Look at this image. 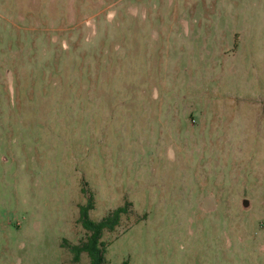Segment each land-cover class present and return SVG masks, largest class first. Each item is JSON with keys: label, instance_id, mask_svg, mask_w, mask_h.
Masks as SVG:
<instances>
[{"label": "rangeland", "instance_id": "1", "mask_svg": "<svg viewBox=\"0 0 264 264\" xmlns=\"http://www.w3.org/2000/svg\"><path fill=\"white\" fill-rule=\"evenodd\" d=\"M90 195L108 264H264V0H0V264Z\"/></svg>", "mask_w": 264, "mask_h": 264}, {"label": "trees", "instance_id": "2", "mask_svg": "<svg viewBox=\"0 0 264 264\" xmlns=\"http://www.w3.org/2000/svg\"><path fill=\"white\" fill-rule=\"evenodd\" d=\"M132 204L126 202L124 206L110 212L100 221H95L90 217V212L95 209L94 196L90 195L88 203L79 207L80 219L83 229L87 233V238L79 245H71L65 242L64 246L73 254V261L79 263L82 254H87L90 264H108L106 261L107 245L103 241L106 232L112 233L120 225L123 216L130 214ZM123 264H129L125 261Z\"/></svg>", "mask_w": 264, "mask_h": 264}, {"label": "water", "instance_id": "3", "mask_svg": "<svg viewBox=\"0 0 264 264\" xmlns=\"http://www.w3.org/2000/svg\"><path fill=\"white\" fill-rule=\"evenodd\" d=\"M242 205H243V207H244L245 209H247V208L250 207V201H248V200H244L243 203H242Z\"/></svg>", "mask_w": 264, "mask_h": 264}]
</instances>
